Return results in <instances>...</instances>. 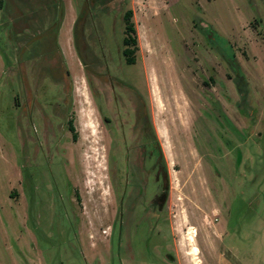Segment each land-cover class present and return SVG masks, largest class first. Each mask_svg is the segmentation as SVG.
I'll return each instance as SVG.
<instances>
[{"label":"rangeland","instance_id":"rangeland-1","mask_svg":"<svg viewBox=\"0 0 264 264\" xmlns=\"http://www.w3.org/2000/svg\"><path fill=\"white\" fill-rule=\"evenodd\" d=\"M0 55V264H264V0H0Z\"/></svg>","mask_w":264,"mask_h":264},{"label":"trees","instance_id":"trees-1","mask_svg":"<svg viewBox=\"0 0 264 264\" xmlns=\"http://www.w3.org/2000/svg\"><path fill=\"white\" fill-rule=\"evenodd\" d=\"M131 16H132V10L131 9H127L123 13V19L125 21V25H124L125 31L127 33H129V34H127V36L122 38V43L126 44V45L129 44V43H134V44L137 43L136 36L135 35L131 36V34H130V33H132V34L136 33L134 24L131 21ZM77 50H78V48H77ZM133 52H134V47H132V48L125 47L122 50V53L126 56V61L129 62V63L134 61V57L132 55ZM78 53H80L79 50H78Z\"/></svg>","mask_w":264,"mask_h":264},{"label":"flooded vegetation","instance_id":"flooded-vegetation-1","mask_svg":"<svg viewBox=\"0 0 264 264\" xmlns=\"http://www.w3.org/2000/svg\"><path fill=\"white\" fill-rule=\"evenodd\" d=\"M263 149H264V148H263ZM216 173L218 174V171H216ZM146 216H148V215H147V212H146ZM148 217H149V216H148ZM119 219L122 220V215L120 216ZM149 219H150V218H149ZM225 229H226V232H225L226 234H225V235H227V233H228V222H226V224H225ZM147 240H148L149 243H151V244H149V243H148V244L150 245V252L152 253V252H153V250H152V246H153V245H152V242H153V238H152V236L150 235L149 238H148ZM156 256H157V255H156ZM168 263H169V262H168Z\"/></svg>","mask_w":264,"mask_h":264},{"label":"bare ground","instance_id":"bare-ground-1","mask_svg":"<svg viewBox=\"0 0 264 264\" xmlns=\"http://www.w3.org/2000/svg\"><path fill=\"white\" fill-rule=\"evenodd\" d=\"M75 74H76V73H75ZM153 94H154V93H153ZM174 94H175V93H174ZM179 140H180V138H179ZM179 140H178V141H179ZM186 140H187V139H186ZM180 141H181V140H180ZM180 141H179V142H180ZM186 142H187V141H186ZM179 144H180V143H179ZM183 144H184V143H183ZM181 146H182V145H181ZM187 146H188V145H187ZM193 230H194V229H193ZM191 238H193V234L190 236V239H191ZM197 250H198L197 246H196V245H192V247H191V249H190V252L195 254V253L197 252ZM190 252H189V253H190Z\"/></svg>","mask_w":264,"mask_h":264},{"label":"crops","instance_id":"crops-1","mask_svg":"<svg viewBox=\"0 0 264 264\" xmlns=\"http://www.w3.org/2000/svg\"><path fill=\"white\" fill-rule=\"evenodd\" d=\"M2 57H1V55H0V59H1ZM35 262V261H34ZM40 262H41V264H42V261H41V259H40Z\"/></svg>","mask_w":264,"mask_h":264}]
</instances>
